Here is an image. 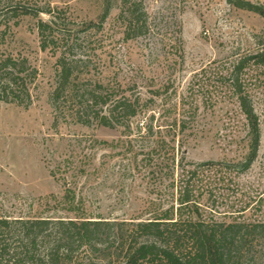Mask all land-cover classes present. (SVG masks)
<instances>
[{
	"label": "rangeland",
	"instance_id": "1",
	"mask_svg": "<svg viewBox=\"0 0 264 264\" xmlns=\"http://www.w3.org/2000/svg\"><path fill=\"white\" fill-rule=\"evenodd\" d=\"M124 1L110 0L102 27L85 31V23H99L105 0H0V54L27 58L28 65L37 69L29 82V106L0 102V217L73 215L59 202L67 186L83 198L88 217H149L169 181L160 182V175L152 173L153 164L143 158L159 134L137 129L138 121L154 115L158 125L182 112L179 101L192 92L195 75L202 68L232 57L233 52L257 51L258 43H264V17L227 0H142L150 29L143 36L126 39L127 18H119ZM251 1L264 4V0ZM19 3L40 9L51 6L65 13L62 24L85 38L91 69L85 80L120 82L128 94L141 92L143 98H153L146 116L134 120L131 132L96 121L84 125L54 108L51 94L60 52L41 48L37 28L39 18L51 16L43 12L39 17H15L11 6ZM247 71L258 79L251 90L261 125L258 156L237 176L239 190L234 187L225 198L207 193L202 201H217L224 207L227 201L242 199L254 205L262 197L264 209V66ZM159 88L158 94L152 92ZM195 97L197 120L176 138L177 159L182 155L191 162L244 159L249 151L248 127L236 98L227 96L207 107L200 92ZM176 103L179 111L174 113L170 107ZM51 171L56 172L54 176Z\"/></svg>",
	"mask_w": 264,
	"mask_h": 264
},
{
	"label": "trees",
	"instance_id": "2",
	"mask_svg": "<svg viewBox=\"0 0 264 264\" xmlns=\"http://www.w3.org/2000/svg\"><path fill=\"white\" fill-rule=\"evenodd\" d=\"M109 1L105 0L99 23H85L83 30L102 27L111 7ZM227 1L264 17V4ZM143 5L142 0L124 1L119 18H127L126 39L148 33L149 15ZM11 7L15 17H39L43 12L51 16L48 20L39 18L37 28L41 48L60 52L56 86L51 94L58 112L70 114L84 125L92 121L105 127L118 125L124 128L123 132H131L134 120L146 116L153 98L145 99L141 92L128 94L120 82L112 85L85 80L84 75L91 70L90 55L83 47L85 38L73 27L62 24V16H66L63 11L20 3ZM207 65L211 66L195 75L192 92L179 101L182 112L158 125L154 124V115H149L136 125L151 136L159 134L143 158L153 164L152 173L160 175V182L169 181L166 194L149 211V217H88L83 198L67 186L59 202L73 215L0 217V264H264L263 198L254 205L247 199L227 201L224 207L217 201H202L207 193L217 192L219 195L213 193L215 197L225 198L234 187L239 190L237 176L249 169L258 156L261 125L251 93L258 79L247 70L264 66V43H258L257 51L233 52L232 57ZM36 75L37 69L28 65L27 58L0 54V102L29 106V82ZM163 87L168 91V86ZM159 90L152 92L158 94ZM197 92L203 95L207 107H214L227 96L236 98L248 127L249 151L244 159L191 162L186 161L185 155L177 159L176 138L194 127L197 120ZM177 105L170 110L179 111ZM55 173L51 171L53 176Z\"/></svg>",
	"mask_w": 264,
	"mask_h": 264
}]
</instances>
